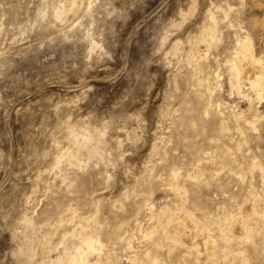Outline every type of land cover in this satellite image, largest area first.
<instances>
[{"label": "rangeland", "instance_id": "rangeland-1", "mask_svg": "<svg viewBox=\"0 0 264 264\" xmlns=\"http://www.w3.org/2000/svg\"><path fill=\"white\" fill-rule=\"evenodd\" d=\"M72 1L0 0V264H264V0Z\"/></svg>", "mask_w": 264, "mask_h": 264}, {"label": "bare ground", "instance_id": "bare-ground-1", "mask_svg": "<svg viewBox=\"0 0 264 264\" xmlns=\"http://www.w3.org/2000/svg\"><path fill=\"white\" fill-rule=\"evenodd\" d=\"M74 1V0H73ZM72 1V2H73ZM72 4H74V3H72ZM73 6V5H72ZM247 40V39H246ZM249 41V40H248ZM239 42V41H238ZM237 42V43H238ZM243 44L241 45V46H245V44L247 43V41H243L242 42ZM248 44V43H247ZM238 45H240V44H238ZM249 45V44H248ZM240 48V47H239ZM247 48V47H246ZM237 49H238V47H237ZM242 49V53H243V55H246V53L247 52H245L243 49L244 48H241ZM246 50V49H245ZM249 51H250V49H249ZM239 53V52H238ZM250 53V52H249ZM248 53V54H249ZM252 53V52H251ZM236 54V53H235ZM242 55V56H243ZM235 56V55H234ZM253 57V56H252ZM234 58H237V57H234ZM237 59H239V58H237ZM236 59V61L233 63V64H231L230 66H229V71H230V75H231V78L232 79H234V80H236L237 81V83H238V85H239V83H242L241 82V79L243 78V72H246L247 73V77L245 78V80L250 84V86L253 88V89H251V90H254L255 91V93H256V97H258V99H262L264 96V74L263 73H260L258 70H257V68L258 67H263L264 68V61H261V60H254V61H252L251 63H247V65H245L244 64V61H243V59H244V57L242 58V60H237ZM231 63H232V61H231ZM229 65V64H228ZM228 68V67H227ZM217 76H218V74H217ZM220 76V75H219ZM218 76V77H219ZM218 77H216V75H215V78L217 79ZM215 78H213V79H215ZM215 79V80H216ZM211 80V79H210ZM210 80H209V82H210ZM215 80H213V81H215ZM244 80V79H243ZM213 81H212V83H213ZM234 82V81H233ZM212 83H210V84H212ZM216 83V82H215ZM209 84V83H208ZM234 84V83H233ZM243 84H244V82H243ZM248 84V85H249ZM241 85V84H240ZM206 87H208V86H206ZM216 87V86H215ZM242 87V86H241ZM250 87V88H251ZM210 88V87H209ZM213 89H214V87H212ZM239 89V88H238ZM233 91V90H232ZM244 91V90H243ZM254 91L252 92V93H254ZM210 92H213V91H211V89H210ZM236 93H238V92H236ZM249 93V92H248ZM210 94V93H209ZM240 95V94H239ZM242 95V94H241ZM210 96H212V94L210 95ZM243 96V95H242ZM244 96H246V95H244ZM243 96V97H244ZM255 97V98H256ZM246 98V97H245ZM247 99V98H246ZM251 101V100H250ZM252 101H253V98H252ZM218 107L219 106H221V103H218V105H217ZM236 114V113H235ZM232 116V115H231ZM234 117V116H233ZM234 121V120H233ZM246 124V123H245ZM243 126V125H242ZM255 125L253 124V127H254ZM237 128V127H236ZM227 131V130H226ZM260 169H261V167H260ZM173 173V172H172ZM176 173V172H175ZM175 176H176V174H174ZM173 175V176H174ZM190 175V174H189ZM174 176V177H175ZM194 177V176H193ZM264 177V176H263ZM178 189V188H177ZM254 196V195H253ZM252 196V197H253ZM256 198V197H255ZM256 200H257V198H256ZM252 201V200H251ZM264 202V200L262 201V203ZM253 203V202H252ZM260 203V202H259ZM251 204V203H250ZM261 204V203H260ZM147 205V204H146ZM254 206H256V205H254ZM260 206V205H259ZM258 206V207H259ZM262 206V205H261ZM264 206V205H263ZM152 207V206H151ZM251 207V206H250ZM152 209V208H151ZM254 212V211H253ZM174 213V212H173ZM179 213V212H178ZM245 213V212H244ZM244 213H242V212H240V219H239V222H238V224L236 225L237 227H238V225H239V227L241 228V229H239V230H243L244 232V234H246V230L248 229V222H249V220L251 219V216H249V215H247V214H244ZM255 213H256V210H255ZM184 214V213H183ZM177 215V214H176ZM174 216V215H173ZM238 220V219H237ZM237 222V221H236ZM175 223H176V226H177V228H179L180 230H183L184 231V233H185V235L187 236V238H188V241L190 240V242L196 237V233H198V232H196V230L194 229V227H195V225H194V223L191 221V218H190V216H187V215H185V216H179V215H177L176 217H175ZM260 226H263L262 224H259ZM157 227V226H156ZM195 228H197V227H195ZM179 231V230H178ZM154 232H155V227H153L151 230H149V231H146V230H143V232H142V235H143V237L145 238V239H148V238H150V237H152V235L154 234ZM240 233V232H239ZM241 233H242V231H241ZM176 234H179V232H177ZM199 234V233H198ZM199 236H200V234H199ZM246 236V235H245ZM186 238V239H187ZM101 238H99V237H96V236H94V237H88V238H86L85 239V245H86V249H83V248H77L76 250V255L73 257V259H72V261L74 262L73 264H90V261H89V255H91L90 253L91 252H95V251H102V249H103V243L101 242V240H100ZM207 239V238H206ZM204 240L205 242H203V243H205V246H206V248H207V250H208V252H209V255H212V253H214V247H212V246H210V245H208V242L209 241H207V240ZM83 242V241H82ZM194 242V241H193ZM188 244V243H187ZM192 244V243H191ZM193 245V244H192ZM191 247V246H190ZM44 253V252H43ZM229 253V252H228ZM233 254V253H232ZM232 254L230 253V255L232 256ZM42 255V254H41ZM230 256V257H231ZM229 257V256H228ZM237 257V256H236ZM40 258H41V256H40ZM134 258V257H133ZM210 258V257H209ZM233 258V257H232ZM135 259V258H134ZM134 259L132 260V261H130V262H134ZM136 259H138V258H136ZM130 260V259H129ZM235 261H236V259H235ZM138 262V261H137ZM137 262H134V263H137ZM133 263V264H134ZM93 264H100V262H98V261H96L95 263H93ZM150 264H157V260H156V258L155 259H153L152 261H151V263Z\"/></svg>", "mask_w": 264, "mask_h": 264}]
</instances>
